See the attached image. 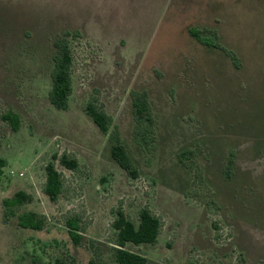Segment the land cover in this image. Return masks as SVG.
I'll list each match as a JSON object with an SVG mask.
<instances>
[{
    "label": "rangeland",
    "instance_id": "rangeland-1",
    "mask_svg": "<svg viewBox=\"0 0 264 264\" xmlns=\"http://www.w3.org/2000/svg\"><path fill=\"white\" fill-rule=\"evenodd\" d=\"M66 30L73 91L61 109L48 90L53 39ZM136 90L156 116L150 148L134 135ZM91 99L121 130L137 176L113 158ZM63 152L80 164L56 160L64 187L53 200L45 165ZM0 155V264H116V212L138 222L143 206L161 217L158 239L126 247L147 264H264V0H0ZM20 189L31 200L6 213ZM27 211L43 228L19 224Z\"/></svg>",
    "mask_w": 264,
    "mask_h": 264
},
{
    "label": "trees",
    "instance_id": "trees-1",
    "mask_svg": "<svg viewBox=\"0 0 264 264\" xmlns=\"http://www.w3.org/2000/svg\"><path fill=\"white\" fill-rule=\"evenodd\" d=\"M198 35V33H195ZM75 35L74 31L66 30L64 33L56 35L53 39L55 46L53 52V67L50 71L51 86L48 90V97L51 103L61 109H67L70 105V96L73 91V47L71 36ZM229 56L236 61L238 55L229 50ZM134 107V135L136 141L142 146L150 148L156 141L157 125L156 116L153 106L145 91H132ZM86 112L91 116L100 130L108 135L111 142V154L113 158L125 169L131 176H137V167L132 160V156L123 141L121 130L116 126L113 129L112 117L103 106L98 105L93 99L89 100L85 106ZM12 122L14 129L20 124L19 115L15 112H8L3 115ZM234 151H231L229 158L230 164L233 161ZM189 157L187 151L179 153V158L184 161ZM67 168L76 170L79 167L77 157L68 152L55 153L53 159L46 165V183L44 191L53 200L58 199L63 191L64 178L58 169L56 160ZM7 159L0 155V173L2 167L6 164ZM31 195L24 189L18 190L11 198L5 197L3 203L6 213L13 211L12 206L19 207L22 203L31 200ZM79 217L75 216L67 220L69 234L72 239L78 243L82 237L81 226L78 225ZM138 222L131 218L124 209L119 208L116 216L112 221L115 228L112 239L115 250L116 264H147L149 258L137 251L126 247L128 242L136 244L142 242L154 243L157 241L162 228L161 217L156 214L150 207L143 206L139 210ZM19 224L24 227L43 228L44 217L35 211H27L19 214ZM57 264H68L61 258H56Z\"/></svg>",
    "mask_w": 264,
    "mask_h": 264
},
{
    "label": "built area",
    "instance_id": "built-area-1",
    "mask_svg": "<svg viewBox=\"0 0 264 264\" xmlns=\"http://www.w3.org/2000/svg\"><path fill=\"white\" fill-rule=\"evenodd\" d=\"M22 173V172H21Z\"/></svg>",
    "mask_w": 264,
    "mask_h": 264
}]
</instances>
